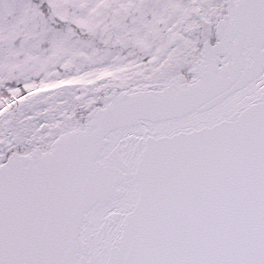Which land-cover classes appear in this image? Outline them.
Returning a JSON list of instances; mask_svg holds the SVG:
<instances>
[{
	"label": "snow or ice",
	"instance_id": "1",
	"mask_svg": "<svg viewBox=\"0 0 264 264\" xmlns=\"http://www.w3.org/2000/svg\"><path fill=\"white\" fill-rule=\"evenodd\" d=\"M0 264H264V0H0Z\"/></svg>",
	"mask_w": 264,
	"mask_h": 264
}]
</instances>
